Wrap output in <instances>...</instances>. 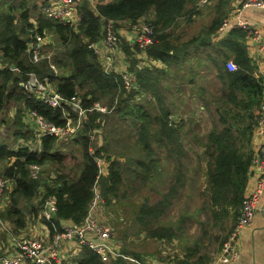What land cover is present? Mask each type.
I'll list each match as a JSON object with an SVG mask.
<instances>
[{
  "label": "trees",
  "instance_id": "16d2710c",
  "mask_svg": "<svg viewBox=\"0 0 264 264\" xmlns=\"http://www.w3.org/2000/svg\"><path fill=\"white\" fill-rule=\"evenodd\" d=\"M31 1L33 0L20 2V16L14 13L12 7L0 12V49L8 65L0 71V114L8 103L21 104L17 110V117L14 119L17 129L12 134L14 137L12 142L17 143L21 137H25L39 144L37 146L33 143L31 146L15 149L16 143L13 145L0 143V165H3L0 175L13 180L12 188L8 192V205L4 210H0V216L13 222L15 229L24 228L28 216L39 217L47 198L54 195L57 200L56 214L51 219L43 216L41 220L51 233H54L62 231L63 221L79 224L85 219L95 196L94 187L97 185L107 203L116 199L120 201L119 185L122 183L124 174L121 164L114 158L106 156L102 146L94 154L88 153L89 131L101 125V119L106 117L105 113L91 112L89 124H86L75 137L83 141L84 154H82L81 164L74 172L65 170L67 155L58 145L56 136L38 137L34 131L24 130V127L27 128L22 120L24 111H36L57 125L66 122L60 109L41 103L35 94L30 93L22 85L30 80L32 73L45 84L52 82L65 97L75 94L82 96L86 107L95 101L107 98L109 105L117 100L120 111H123L131 104L132 97L149 91L154 85L152 80L159 81V76L162 74L167 76L175 74L172 70L174 66H178L185 57L187 60L188 51L195 48L201 53L205 52L212 61H216L214 66L218 69L219 77L224 81L221 95L204 93L205 88L196 89L194 92L207 99L208 109H211L210 103H216L213 104V127L207 140H203V154L208 159L206 172L208 209L216 222H222L220 220L233 216L234 224H236L249 183V170L254 155L252 136L264 95V82L263 78H257L253 74L255 64L248 52L245 30L232 27L224 36L220 35V27L227 20L228 15L223 7L229 3V0H217L215 16L211 23L198 36L183 43L180 37L173 36V33L182 17L187 16L190 20L197 0H97L95 8L90 6L89 1H85L78 6L80 21L77 30L42 15L39 19L38 31L44 33L46 28L54 30L61 41L63 50L55 57L53 55L52 61L43 58L39 62H31L27 55L28 39L33 35V31L30 30L33 26L30 20V5L33 10L37 7L36 4H31ZM149 14L153 15L152 21L155 25L157 40L146 49V59H153L156 63L158 61L165 67H159L156 64L154 68L147 66L133 69L136 65L134 60L130 70L137 75L138 89H127L120 73L117 71L108 73L104 70L102 62L89 44L102 37V17L119 22H133ZM216 35H220V40L212 39ZM208 46H211L210 50L204 49ZM136 48L137 46L134 45L131 50L134 54ZM131 51L129 46L125 47L127 54L131 55ZM230 53L233 56L231 60L234 69L227 64ZM54 63L57 70L51 66ZM191 67L189 64L190 71L193 69ZM193 80L194 76L191 74L188 82ZM156 92L158 93L157 90ZM134 108L137 116L141 114L140 117L145 119L148 117L145 111H141L142 105H139L137 110L136 107ZM170 114L171 111L165 109V118H158L165 119L164 122L153 120L157 125L160 124L156 142L165 141V151L178 159L176 175L185 177L186 169L181 157L185 155L182 151L185 148L184 140L188 135V128H185L184 121L179 122L177 118L172 120L173 122L169 121ZM144 122L146 126L142 127L141 143L144 145L145 154L150 156L152 146L146 139L150 135L149 130L146 129H149L148 126L152 121L144 120ZM100 154L109 162V174L106 176L99 173V166L94 161V156ZM31 163L41 164L43 171L50 168L51 164L56 165L55 172L51 173H55L52 183L32 178L29 172ZM137 174L139 175L138 172ZM39 190L43 194L39 193ZM138 207L137 212L139 217H142V223L150 216L155 217L159 209L158 205L148 203ZM150 231L153 237L163 241L179 238V233L173 225L160 228L153 225ZM199 244L201 243L195 242V245ZM81 250L79 264H134L133 261L124 258H117L106 263L91 248L83 247ZM123 250L125 251L124 248ZM125 253L128 252L125 251ZM128 254L144 261L141 254L133 253L132 255L130 252ZM210 255L200 256L198 260H209ZM180 264H187V262Z\"/></svg>",
  "mask_w": 264,
  "mask_h": 264
},
{
  "label": "rangeland",
  "instance_id": "374dc122",
  "mask_svg": "<svg viewBox=\"0 0 264 264\" xmlns=\"http://www.w3.org/2000/svg\"><path fill=\"white\" fill-rule=\"evenodd\" d=\"M20 2L22 0H0V12L7 11L12 7L14 8V13L20 16ZM47 2L48 0L31 1V4H36L37 7L33 10L32 5H30V20L31 22L35 21L38 28L39 19L42 15L53 19L43 13V7ZM96 2L97 0H94L95 5ZM215 4L216 0H213L212 3L206 6H202L204 4H201L198 7L201 10L197 9L195 16L192 15L190 20H188L187 16L182 17L181 21L179 20V23H182L178 26L177 33L173 36L178 35L182 43L190 40L194 36H198L214 18L215 14L213 10ZM147 17H153V15L149 14ZM121 27L128 28L127 25ZM238 27L242 28L241 26ZM223 31L221 30V32ZM46 32L48 34V40L51 42L47 51H51L55 57L57 53L63 50L61 41L54 30L46 28ZM214 38L212 39L217 41L220 35H216ZM120 39V48L124 52L125 59H114L113 66H108V63L101 57V53L97 52L96 55H98L99 60L102 62L104 70L126 68L129 70V73H132L130 68H132L134 60H136V65L133 66V69L136 67L143 68L151 66V68H154L157 66L153 62V59H145V56H142L143 53L138 52V48H136L135 54L131 51L135 45L134 38L133 42H131L126 40L123 35H120ZM126 46H129L131 55L125 52ZM210 47H204V49L210 50ZM188 52V59L185 60V57L178 66H174L172 69L175 74L172 73L168 76L162 74L159 76V81L155 82V80H152V84L154 85L149 91L147 93H138L135 97H132L131 104H129L127 109L125 108L123 111H120L119 105L116 104L117 100L112 105H109V99L107 98L99 100L102 105L107 107V112H105L106 117L101 119V121L103 120L102 130L97 139L101 144L89 140L88 145L89 154H94L102 146L104 154L118 161L124 171L122 183L119 185L120 201L116 199L111 203H107V200L104 199V202H95V205L102 204L105 220L103 221L115 229L116 240L126 252L153 257L151 258V262L155 264L167 263L170 261L169 257L173 256L174 252L176 253L180 249V246L194 242H200L201 247L211 254H209L211 259L213 255L222 251L226 246V242L235 225L233 216L227 217L225 220H220L223 223L216 222L214 216H212L213 214L208 209L209 198L206 191L208 159L203 154V140H207L209 132L211 131L212 115L214 112L213 104L216 103H210L212 104L211 109H208L207 106L209 104H207L206 98L196 93L193 96L194 92L188 86L182 87L184 88L182 90L185 94H180L179 92L181 90H178L177 84L171 82L172 78L177 77L176 73L178 70L184 72L186 78H188L187 75L190 71L189 64H192V71H196L198 68L203 71H208L212 69L216 61H212L205 52L201 53L200 50H196L195 48H191ZM232 57V53H230L227 64L231 65ZM163 66L164 64L161 63L159 67ZM203 85L206 87L204 93H211L214 96L222 94L220 85L212 87L208 82ZM139 105H142L141 111H145L148 114L146 119L142 116L140 117L139 115L141 114L137 116L134 113V107L137 110ZM20 106L21 104L8 103L4 111L0 114V132H3V135L6 136L2 137V142L4 141L6 144L13 145L16 143L12 142L14 139L12 134L17 129L14 119L17 117V110ZM201 107H204V109ZM165 109L171 111L169 121L173 122L177 118L179 122L184 121L186 124L185 128H188V135L184 140L185 148L182 151L185 155L181 157L186 169L185 177L182 175L178 177L176 175L178 159L170 156L165 151V141L156 142V139H158L157 133L160 131V124L157 125L153 120L164 122L165 119L158 118H165ZM22 120L27 127H24V130H31L35 133L36 123L30 112L24 111ZM144 120L152 121L148 126L149 129H146L150 133L146 139L152 146V154L150 156L145 154L144 145L141 143V136H143L142 127L145 128L146 126ZM77 138H70L67 141H59L58 143L67 155L66 171L74 172L83 160L84 144L81 139L77 140ZM19 140H27V138L21 137ZM96 157H100L102 161L108 162L101 154L95 155V162ZM148 162L150 164L149 166ZM96 164L98 165L97 162ZM2 168L3 165H0V170ZM56 168V165L51 164L50 168L44 169L43 175L38 179L45 182L46 179H44V176L55 172ZM99 170H101V167H99ZM107 174H109V171ZM107 174H102V176H106ZM121 195H123L122 199ZM165 198L167 202H165ZM146 203L158 205L159 209L155 217L150 216L148 220L142 223V217H139L137 210L139 209V205ZM137 214L138 216H136ZM153 225L158 228L173 225L177 233H179V238H175L172 241H163L153 237L150 234V227Z\"/></svg>",
  "mask_w": 264,
  "mask_h": 264
},
{
  "label": "built area",
  "instance_id": "2783aa9c",
  "mask_svg": "<svg viewBox=\"0 0 264 264\" xmlns=\"http://www.w3.org/2000/svg\"><path fill=\"white\" fill-rule=\"evenodd\" d=\"M89 1L90 6L95 8L94 0H48L43 7V13L49 17L57 20L63 25L69 26L74 30L78 29L80 17L78 14V6L82 2ZM209 0H199L197 8L201 4L207 3ZM243 7L254 6L258 8H264V0H243ZM240 11V10H239ZM195 16L193 12L191 17ZM153 17L142 16L139 19L131 22H119L112 18L102 17V37L89 44L90 48L97 54L101 53L103 60L108 63V66H113L114 59H125L124 52L120 48V29L119 24H127L130 30L134 33L133 38L135 45L138 48V52L143 53L146 59V49L149 45L156 42V30L153 24ZM33 26L30 30L33 31V35L28 39L27 43V55L31 62H39L43 58H48L49 61L53 59V53L47 51L49 44L48 34L45 31L40 33L35 21H32ZM241 26L246 34L247 40L259 41L261 34L258 29L249 21L245 20L240 12L233 14V16L222 24L221 30H225L228 27ZM264 49V42L260 46ZM98 56V55H97ZM156 63V61H153ZM158 62V61H157ZM157 64V63H156ZM229 65V64H228ZM7 62L4 61L3 53L0 49V71L7 67ZM57 70L56 64L51 65ZM104 67V66H103ZM231 69H234L233 63L229 65ZM108 73L113 70H107ZM117 71V70H115ZM125 87L127 89H138L137 77L134 72L129 73V70L119 69ZM24 87L30 92L36 95V98L51 108L60 109L66 122L62 125H57L47 118L41 116L36 111H30L32 118L36 123L35 134L38 137L45 135L56 136L58 141L65 139L75 138L77 134L84 129L86 124H89L90 113L97 111L105 113L107 107L102 105L101 102L95 101L92 105L86 107L83 104L82 96L75 94L71 97H65L61 94L52 82L45 84L43 81L38 80L36 75L32 73L30 80L27 83H22ZM117 104V102H116ZM258 121L254 128L252 136V149L253 158L252 164L249 170V183L247 185L245 196L236 224L229 236L226 246L223 250L213 256L208 264H233L238 255V241L237 236L240 232V228L243 225L252 222L254 215L257 211L258 204L264 189V95L262 102L258 110ZM103 120L101 125L95 127L89 131L91 142H97L101 144L98 139V135L102 130ZM35 143L32 139L19 140L15 149L23 146H31ZM95 157V156H94ZM101 170L99 173L107 174L109 171V162L102 161L100 157H96ZM29 172L32 178L38 179L43 175V167L39 163H31L29 165ZM55 173L50 176H44L46 182L52 183ZM13 180L4 176H0V202H8V192L12 188ZM99 185L94 187L95 196L93 197L90 210L93 211V206L96 202H104L101 190L99 192ZM43 190V189H42ZM41 193V192H40ZM57 211V200L54 195H50L42 210V215L51 219ZM43 234L38 233H23L15 236L17 253L13 257H3V264H62L63 254L62 249L64 245H74L76 255L81 254L83 247H89L97 254L101 256L103 260H109L113 258H124L136 262L138 264H146L145 262L124 253L121 250V244L116 240L115 229L109 224L105 223L98 216L93 214H87L85 219L79 224H75L72 221H68L63 225L62 231L51 233V230L44 224L42 227Z\"/></svg>",
  "mask_w": 264,
  "mask_h": 264
},
{
  "label": "crops",
  "instance_id": "0c3cea01",
  "mask_svg": "<svg viewBox=\"0 0 264 264\" xmlns=\"http://www.w3.org/2000/svg\"><path fill=\"white\" fill-rule=\"evenodd\" d=\"M212 1L213 0H209L207 3H205L202 6H206L212 3ZM242 1L243 0H229V3L225 5L223 9L228 14L226 19H229L231 15L240 12L241 16L245 20L252 23L261 34V39L259 41H256L255 39L253 40L248 39L246 43H247L249 55L255 64V69L253 74L257 78H263V82H264V49L260 47L261 44L264 42V8H258L254 6L243 7ZM195 5L196 7L194 13L197 12L198 3H195ZM213 12L215 14V6ZM181 23H178V26ZM126 25L127 24L119 25L121 35H123L126 40L133 42L134 33L130 30L129 26L127 25L128 26L127 29L121 27ZM231 28L232 27H228L223 32H220V35L224 36L225 33L228 32ZM177 30L178 27L175 33H173V35L177 33ZM214 37L215 36H213V38ZM157 65L160 66L161 63L157 62ZM190 66H192V64H190ZM191 74L194 76V80L192 82H188V79L190 78ZM176 76L177 77L172 78L171 82L177 84L178 90H181V92H179L180 94L181 93L185 94V92H183L182 90L184 89L182 88L184 86H188L190 87V89H192V92H196V89L200 90L201 88H206L203 84L207 82L212 87L214 86L217 87L218 85H220V90L224 84L223 79L219 77L218 69L214 66H212V69L208 71H203L200 68H198V70L196 71H189V74L187 75L188 78H186L184 72L178 70ZM193 96H195V93H193ZM201 108L204 109V107ZM8 121H10V119H8ZM212 127H213V121H212ZM3 136H4L3 132H0V143L4 142V141L2 142ZM96 201H98V199H96L95 202ZM7 205L8 202L5 203L0 202V210H4L7 207ZM103 212L104 210L102 208V204L100 205L96 204L95 207L93 206V211H91L90 208L88 209V214H93L95 216H98L102 220H104ZM42 219H43V215L41 211L39 217L28 216L26 226L24 228L15 229L16 226L14 225L13 222L5 220L0 216V264H3L2 263L3 257H13L16 255L17 248H16L15 236H18L20 233L22 234L23 231H26L27 233L34 232V233H38L39 235L43 234L44 231H42V227L44 226V223L41 222ZM63 222L64 224L67 223L66 221ZM237 241H238V255L234 260L233 264H264V189L252 222L243 225L240 228V232L237 236ZM179 248L180 249L177 250L176 252L177 254L174 252V255L169 257L170 261L163 264H180L181 262H187V264H208L213 258V256L216 255V254L213 255L209 260L207 259L206 261L205 260L199 261L198 258L200 256H203L205 254H210L207 250L201 247L200 244L195 245L194 242L191 244H186V245L184 244ZM121 250L125 253L122 246H121ZM62 254H63L62 264H79L78 259L80 258L81 254L79 253L78 255H76L74 245H70V244L64 245V248L62 249ZM141 255L144 260L143 262H145L146 264H155L151 262V258L153 257L143 256V254ZM115 259L117 258L111 257V259L109 260H103V259L102 260L108 263ZM135 263L136 262H134V264Z\"/></svg>",
  "mask_w": 264,
  "mask_h": 264
},
{
  "label": "water",
  "instance_id": "95a60500",
  "mask_svg": "<svg viewBox=\"0 0 264 264\" xmlns=\"http://www.w3.org/2000/svg\"><path fill=\"white\" fill-rule=\"evenodd\" d=\"M12 67H14V65H12Z\"/></svg>",
  "mask_w": 264,
  "mask_h": 264
}]
</instances>
